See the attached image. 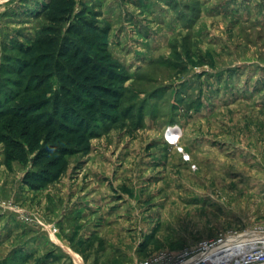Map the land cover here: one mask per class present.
Returning <instances> with one entry per match:
<instances>
[{
	"label": "rangeland",
	"instance_id": "1",
	"mask_svg": "<svg viewBox=\"0 0 264 264\" xmlns=\"http://www.w3.org/2000/svg\"><path fill=\"white\" fill-rule=\"evenodd\" d=\"M45 1L0 0V66L5 44L28 45L48 24L36 15ZM77 2L68 23L83 15L104 32L93 34L130 74L125 105L143 117L101 124L69 157L64 190L61 177L31 188L30 163L8 168L0 142V257L20 228L45 223L65 250L58 264H131L264 222V0ZM91 177L86 231L62 235L57 213L85 200L63 192Z\"/></svg>",
	"mask_w": 264,
	"mask_h": 264
},
{
	"label": "trees",
	"instance_id": "2",
	"mask_svg": "<svg viewBox=\"0 0 264 264\" xmlns=\"http://www.w3.org/2000/svg\"><path fill=\"white\" fill-rule=\"evenodd\" d=\"M77 3L43 2L36 15L44 16L48 24L28 45L14 39L5 44L1 55L4 163L8 168L14 161L30 163L23 181L33 189L58 181L69 167V157L90 149L101 124L143 117L133 103L125 105L130 74L111 55L106 39L93 34L104 32L83 15L68 23ZM22 93L35 95L21 97ZM31 257L20 247L0 264H26Z\"/></svg>",
	"mask_w": 264,
	"mask_h": 264
},
{
	"label": "built area",
	"instance_id": "3",
	"mask_svg": "<svg viewBox=\"0 0 264 264\" xmlns=\"http://www.w3.org/2000/svg\"><path fill=\"white\" fill-rule=\"evenodd\" d=\"M131 264H264V222L226 230L195 246L161 250Z\"/></svg>",
	"mask_w": 264,
	"mask_h": 264
},
{
	"label": "crops",
	"instance_id": "4",
	"mask_svg": "<svg viewBox=\"0 0 264 264\" xmlns=\"http://www.w3.org/2000/svg\"><path fill=\"white\" fill-rule=\"evenodd\" d=\"M96 172H97L96 170L92 172L93 174H95L93 176L97 175ZM91 178H93L92 182L88 184L87 183L83 184L84 187H82L81 182H80L78 184L80 186L71 185L70 187H68L67 190L63 192L67 194L70 193L72 197L71 198L72 201L71 200L69 201V205L74 202L76 197L82 198V200L83 199L85 200L81 202V205L79 208L78 206L74 205L72 207H68L67 209L66 208L62 210L60 209V211L57 213L56 218L55 220H53V222L54 223L56 222V225L58 226H62V229H61L62 235H63L62 230L66 228L71 229V227L69 226L70 223H72L71 225H72L74 232L82 231V230L86 231L85 222H84L86 220L84 219H87V217L91 216L90 213L87 212V208H89L92 205L93 201L91 199L97 197V196L93 197V195H96L97 191L91 190L93 188L92 186L97 182V179L96 178L94 179V177H91ZM59 182H61V185H63L62 190H64V188L66 189L67 186H65V184L67 182H65V179L61 177ZM72 186L75 188H72ZM77 187H78V190H74ZM95 205H97L96 202H95ZM95 211H97V209ZM45 224L39 226V228H36L35 230H32V228L29 226L25 228H20V231H21L20 237H23V239L20 240V242L16 244L15 246H13L11 249L14 250L15 248L17 247L20 248L21 246L23 250H27L31 252L33 257H31L29 262H27L26 264H58L60 260V255H63L65 253V250L62 247H60V244H58V242H56L55 240L51 238L52 235L49 231V228L45 226ZM37 229L42 230L43 233H41V235L36 233L38 231ZM66 235L64 234L63 238L70 241L71 237H69V233ZM85 236L88 237L87 235ZM55 247L58 249L55 250ZM11 249L7 253V255L5 254L4 257H0V258L5 260L9 256L8 254L12 251ZM63 264H68V263L63 262Z\"/></svg>",
	"mask_w": 264,
	"mask_h": 264
},
{
	"label": "bare ground",
	"instance_id": "5",
	"mask_svg": "<svg viewBox=\"0 0 264 264\" xmlns=\"http://www.w3.org/2000/svg\"><path fill=\"white\" fill-rule=\"evenodd\" d=\"M170 133L172 134L173 138H174V137H177V138H178V135H179V134L176 135L177 130H176L175 128H172V129L170 130Z\"/></svg>",
	"mask_w": 264,
	"mask_h": 264
}]
</instances>
